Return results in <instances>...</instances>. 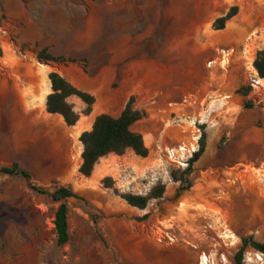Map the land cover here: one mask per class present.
Segmentation results:
<instances>
[{"label": "rangeland", "instance_id": "obj_1", "mask_svg": "<svg viewBox=\"0 0 264 264\" xmlns=\"http://www.w3.org/2000/svg\"><path fill=\"white\" fill-rule=\"evenodd\" d=\"M232 6L238 7L237 14L224 29L215 30V19ZM139 35H145L146 48L174 42L178 47H209L215 59L207 65L219 64L227 70V81L234 74L237 88L249 89L250 63L264 49V0H0V82L10 77L11 65L37 59L43 49L64 61L37 60L41 64L77 63L99 71L108 49L128 47ZM230 48L233 55L222 60L220 50ZM257 98L251 91L248 97L241 95L240 112L231 121L234 132H224L213 152L208 151V161L205 157L193 164L188 184H178L182 190L138 210L100 182L86 185L75 166L68 176H58L56 169L33 163V142L15 146L11 141V117L20 112L19 103L0 89V167L16 162L48 191L84 189L77 192L80 198L67 200L69 240L57 246L53 220L58 203L29 189L21 178L0 174V264H199L201 255L215 263L224 255L226 264H232L243 237L264 242V111ZM246 101L251 108L244 107ZM203 121L205 133L211 124ZM166 167L168 174L182 171ZM127 175L133 177L134 170ZM213 180L220 191L211 197L224 210L199 193ZM164 181L165 173H145L137 180L142 192ZM185 189L202 205L177 203ZM231 191L240 194L233 197V208L228 205ZM159 223L171 241H156L153 230ZM255 254L246 247L245 257L256 261Z\"/></svg>", "mask_w": 264, "mask_h": 264}, {"label": "crops", "instance_id": "obj_2", "mask_svg": "<svg viewBox=\"0 0 264 264\" xmlns=\"http://www.w3.org/2000/svg\"><path fill=\"white\" fill-rule=\"evenodd\" d=\"M144 36L135 37L128 47L108 49L106 65L99 71L77 63L41 64L35 57L29 58L28 62L11 65L10 77L1 80L0 89L19 103L20 112L11 117L12 144L20 146L33 142V163L42 162L39 166L56 169L58 176H68L74 166L79 168L81 164V133L91 130L95 117L100 114L118 117L129 99L133 98V108L145 112L146 116L131 128L141 134L148 156L141 158L128 149L123 155L101 157L91 176L85 178L86 185L101 184L103 178L110 177L115 187L122 191L145 194L149 188H143L142 192L137 180L145 173L149 176L165 173L167 181L163 183V197L175 194L179 182L169 178L162 149L187 140L191 121L205 119L211 125L205 131L204 152L196 162L205 157V162L208 161L211 157L208 151L210 154L213 152L224 132L226 135L234 132L231 121L240 112L241 94L237 92L234 74L227 81L225 68L215 63L212 67L207 65L211 58L215 59L209 47H178L174 42L166 43L165 47L146 48ZM53 55L62 56L60 53ZM52 71L95 99L91 112L86 115L83 113L86 108L84 102L76 96L67 98L79 115L74 126H67L61 116L46 112V98L52 92L48 74ZM226 121H230L228 125ZM223 152L214 155V161ZM130 170H134L133 177L127 175ZM216 185V181H209L199 193L212 199L215 207L224 210L222 204L211 197L220 191ZM239 195L231 191L230 207L234 206L233 197ZM190 196L188 190L181 191L177 203L185 200L193 205H202ZM253 196L257 198L256 193Z\"/></svg>", "mask_w": 264, "mask_h": 264}, {"label": "trees", "instance_id": "obj_3", "mask_svg": "<svg viewBox=\"0 0 264 264\" xmlns=\"http://www.w3.org/2000/svg\"><path fill=\"white\" fill-rule=\"evenodd\" d=\"M237 12L238 7L232 6L227 13L215 19L213 28L215 30L224 29L226 22L235 16ZM36 57L39 62L59 63L64 61L63 59L53 57L46 49L39 51ZM252 66L257 75L264 80V49L256 51ZM48 78L52 92L46 98L47 113L59 115L67 126H74L79 119V115L73 110L72 105L67 102L69 96H76L85 103L84 114L87 115L91 112L95 100L92 95L75 88L56 71L50 72ZM250 90V87L249 89L242 87L237 92L247 97ZM244 107L251 108L249 101L244 103ZM145 116V112L133 108V98L129 99L118 117H112L108 114L96 116L91 130L82 132L79 137V141L82 144L81 164L78 168L79 174L85 178H89L95 164L101 157L108 154L123 155L128 149L133 151L136 156L146 158L149 152L143 138L141 134L134 132L131 128L133 124ZM204 140L205 133H202L199 150L193 155L187 169L181 172L173 170L169 172V176L173 182L187 183L186 176L190 174L193 164L204 152ZM0 174L23 179L29 189L39 195L47 196L53 202L58 203L53 220L55 243L57 246L65 245L69 240L67 221L69 209L67 200L70 198H80L77 192L68 186H59L53 191H48L41 186L35 185L31 174L27 170L21 169L16 162L10 166L0 167ZM101 184L104 188L111 190L115 196L123 200L128 206L138 210H145L151 200L162 198L165 192V185L162 182L156 183L146 194L121 192L115 188L114 181L110 177L103 178ZM179 190H182V188H179ZM248 246L264 256V242L256 241L252 236L243 237L240 248L233 255L232 264H244V253Z\"/></svg>", "mask_w": 264, "mask_h": 264}, {"label": "built area", "instance_id": "obj_4", "mask_svg": "<svg viewBox=\"0 0 264 264\" xmlns=\"http://www.w3.org/2000/svg\"><path fill=\"white\" fill-rule=\"evenodd\" d=\"M234 53V48L230 49H221L219 54L222 57V60H228L230 56ZM252 65V63H250ZM253 68V66H252ZM249 86L251 88V92L257 95V99L260 103H262V109L264 111V80L261 79L253 68L252 75H250ZM203 119L193 120L191 121V133L187 140L179 142L174 146H168L162 149L163 159L174 167L175 169L185 170L188 168L193 155L198 152L200 147V139L202 135V127ZM154 234L156 236V241L161 243L167 239L171 241L172 237L169 236V232L167 230H163V225L159 223V225L154 227ZM256 261L252 259L250 255L244 256V262L246 264H264V260H262V255L257 253ZM205 255H201L199 257V264H226L227 260L224 255L220 256L218 262H214L212 259H208V257L204 258ZM204 258V259H203Z\"/></svg>", "mask_w": 264, "mask_h": 264}, {"label": "bare ground", "instance_id": "obj_5", "mask_svg": "<svg viewBox=\"0 0 264 264\" xmlns=\"http://www.w3.org/2000/svg\"><path fill=\"white\" fill-rule=\"evenodd\" d=\"M239 164H240V163H239ZM240 165H241V166H244V164H242V163H241ZM238 166H239V165H238ZM252 190H253V189H250V191H252ZM256 216H257V215H256ZM204 258H206V256H204ZM204 258H203V259H204Z\"/></svg>", "mask_w": 264, "mask_h": 264}]
</instances>
